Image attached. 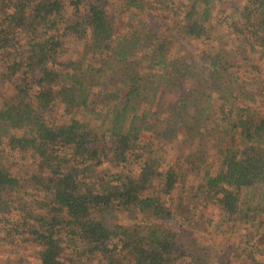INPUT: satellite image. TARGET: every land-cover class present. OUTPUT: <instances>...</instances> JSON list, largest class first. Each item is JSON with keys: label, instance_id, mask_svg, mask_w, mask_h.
Listing matches in <instances>:
<instances>
[{"label": "trees", "instance_id": "1", "mask_svg": "<svg viewBox=\"0 0 264 264\" xmlns=\"http://www.w3.org/2000/svg\"><path fill=\"white\" fill-rule=\"evenodd\" d=\"M258 52L264 0H0V241L38 264H263L264 77L236 62ZM189 190L242 242L176 229Z\"/></svg>", "mask_w": 264, "mask_h": 264}, {"label": "rangeland", "instance_id": "2", "mask_svg": "<svg viewBox=\"0 0 264 264\" xmlns=\"http://www.w3.org/2000/svg\"><path fill=\"white\" fill-rule=\"evenodd\" d=\"M228 11V10H227ZM227 11H224L225 16H227ZM222 12V8L218 7V18H220ZM222 18H224L222 16ZM121 27H125L128 24V18H122L121 20ZM226 29V28H225ZM223 45L220 46L221 51H225L227 53H229L230 55H232V49L234 47L237 46L238 41L231 37L228 34H224L223 35ZM202 42H192L190 43L188 50H190V52L194 53V54H198L199 57L200 55L202 57H204V52L211 50H215L218 49L217 47H219V45H217V47L212 48L213 46L211 45L212 42H204V44H202ZM235 50V49H233ZM247 50V49H246ZM234 55V54H233ZM243 58V56H241ZM241 60L240 61H236L237 64H241V65H245L244 67L246 69H250L252 65H258L260 66V69H262L263 71V77H264V58H261V53H255L252 54V56L250 58H248L247 60ZM203 66H206L207 64H205V62H203ZM261 90L263 92H260V94L262 95L261 100L264 101V83L260 86ZM246 102H248V100L246 101H241L242 106L244 107V104H247ZM262 110H264V103L263 104H259L258 105ZM63 113V111L57 110L55 112V115L61 116ZM64 118H61L60 120H63ZM178 156H180L179 154H177ZM176 155V156H177ZM33 162V158H28V162L27 165L28 166H32ZM193 194L192 190H189V199H188V203H186L185 205L181 206V209L184 210V208H186L187 211H185L182 215H180V209L177 210L178 214L176 216V219L172 224L173 226L176 227V229L178 228L177 226L179 225V222L181 220V218H191L194 217L195 220L197 219L198 221H200L199 228L196 229V231L193 233V235L199 237V239L203 242L202 244L207 247V248H211L212 247V254L214 255L215 253H221V248H223V246L226 245L227 247V243L230 242H242V235H240V238L237 239H233L231 241H229L230 239H228L225 236L220 235V233H214L215 229H216V225L220 222L221 220V215L219 214L220 211L217 208L214 207H209V208H204L205 206V202H199L196 199H193ZM181 196L183 197V195L181 194ZM188 197V193L185 195ZM191 197V198H190ZM180 198V195H176L174 198V203L177 204V201ZM175 204V206H176ZM19 215H17L18 217ZM208 221H211L212 224L208 225ZM121 223H128L129 220H126L125 218H121ZM206 223V224H205ZM191 238L190 234H188L187 239ZM185 239H183L184 244H186ZM229 241V242H228ZM243 244V243H242ZM240 247H245V245H238ZM33 247L28 246L27 244H22V246H20L19 243V238L18 237H11V238H6L2 241H0V264H5L6 260L8 262H6L7 264H38V262L35 259L34 256V250L31 249ZM220 251V252H219ZM230 252V250H229ZM212 255V257H213ZM214 259H218L217 256L213 257L212 261L214 264L216 263V261ZM103 258L101 259H97L94 262L88 263V264H103ZM263 261V260H262ZM264 264V263H263Z\"/></svg>", "mask_w": 264, "mask_h": 264}]
</instances>
